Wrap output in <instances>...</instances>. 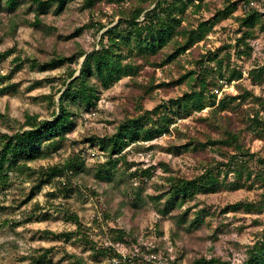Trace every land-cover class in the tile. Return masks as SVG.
<instances>
[{"label":"rangeland","instance_id":"obj_1","mask_svg":"<svg viewBox=\"0 0 264 264\" xmlns=\"http://www.w3.org/2000/svg\"><path fill=\"white\" fill-rule=\"evenodd\" d=\"M229 2L232 1L204 0L203 7L198 12H193V6L190 5L182 25L195 27L199 20L212 17ZM132 6L130 0L120 4L103 1L94 10H89L83 8L82 0H75L60 14L55 13L54 7L41 13L42 24L39 26L28 24L27 20L33 21L34 13L28 12L27 5H22L14 13L0 12V52L14 49L10 56L0 59V111L7 115V118H0V130L10 131L13 127H18L17 121H24L27 113L38 114L40 119H51L53 112L58 110V105L52 102L51 97H55L57 101L59 91L65 88L63 81L68 76L66 66L46 71L33 70L28 64L17 68L13 61L15 57H34L42 61L57 54L78 52L79 48L87 51L98 48L101 34L106 28L97 31V26L93 24L101 21L106 27L113 26L120 20L118 10ZM153 6L154 4L149 9ZM236 17L234 14L216 25L204 40L179 57V63L176 61L158 67L146 65L135 80L126 77L110 89L104 90L95 108L78 115L76 127L66 135L58 151L47 158L29 163L33 170L41 171L49 165L62 164L74 154L84 152L86 172L55 178L52 183L37 190L31 199L28 196L34 190L37 175L29 172L23 175L13 174L12 183L0 191V264H39L37 259L46 249H51V252L46 261L40 264H68L74 259V254L83 257L85 264H109L120 259H136L134 264H191L202 255L208 258L220 256L233 264L243 261L247 247L255 242L264 229V213H246L242 210L224 212V209L230 203L258 199L262 189L229 191L221 188L213 193H200L194 200L187 202L182 210L164 216L158 212L155 201L150 196L165 188L163 178L166 173L160 162L170 163L176 174L193 176L202 171V165L209 158L221 159L212 148L192 154L175 147L187 141L191 135L203 138L209 127L199 117L207 116L216 106L194 112L185 118H177L169 132L151 142L130 145L126 151L127 158L129 162L135 161V164L129 170L125 162L120 163L111 183L96 180L94 172L106 160V155L98 146L92 147L85 139L91 135L104 136L114 132L125 116L135 115L136 95L145 94L142 84L150 81L151 75L154 77L153 92L145 94V109L153 110L161 103L183 95L190 89V85L186 81L180 84H174V81L185 71L197 68L196 60L202 54L208 56L218 52L225 58V66L230 62L231 65L241 67L244 71L242 84L254 94L264 96V85H254L248 78V71L254 67L258 58L241 57L238 54L237 41L241 32ZM143 18L144 13L140 21ZM80 26L84 27L80 35L69 36ZM64 36L69 38L65 39ZM257 40L263 52V31H259ZM228 53L230 59L226 58ZM258 57L263 59V55ZM210 63L215 65L214 62ZM79 66L78 63L72 64L73 68ZM221 82L222 87L213 90L218 93V99L226 93H238L236 81L228 83L222 79ZM46 95L50 98L46 99ZM223 114L232 115L227 111ZM213 135L217 134L214 132ZM248 146L252 151L264 155L262 140L248 142ZM146 158L151 165H148ZM141 165L156 166L152 177L145 182L131 175ZM107 190L110 191L109 194H106ZM138 191L141 199L137 197ZM112 195L114 199H110ZM106 199H110L108 204ZM123 200H126V204L120 206ZM194 204L190 219L194 218L195 211L204 208L207 211L204 223L197 228L177 224L173 219L174 215ZM119 207L122 213L117 216ZM73 213L89 228L87 231L94 241L105 247H114L121 257L97 259L90 246L60 236L59 233L76 230V223L69 218ZM255 219L260 221L256 222ZM125 225L134 228L138 241L131 245L112 243L108 228Z\"/></svg>","mask_w":264,"mask_h":264},{"label":"trees","instance_id":"obj_2","mask_svg":"<svg viewBox=\"0 0 264 264\" xmlns=\"http://www.w3.org/2000/svg\"><path fill=\"white\" fill-rule=\"evenodd\" d=\"M75 0H0V12H16L22 5H27L28 12L34 13L33 21H28L31 26L42 24L41 13L48 12L52 7L56 14L63 12L68 4ZM120 4L125 0H82L83 8L94 10L103 2ZM133 6L129 9H119L120 20L117 24L106 27L97 21V31L105 29L99 40L98 48L90 51L79 48L69 55L57 54L46 60L34 57L26 59L17 56L13 59L15 67L28 64L31 69L39 71L54 70L66 66L67 78L63 81L64 89L52 102L58 105V110L53 112L51 119H40L38 114L27 113L24 121H17L18 127L10 131L0 130V191L5 190L11 183L13 174L23 175L27 172L36 174L37 181L34 190L28 199L33 198L37 190L44 185L52 183L61 176H76L87 170L85 153L74 154L62 164L49 165L41 171H35L29 165L37 159L49 157L60 149L66 135L76 127V118L80 113L91 111L98 105L104 90L110 89L116 82L129 77L135 80L146 65L158 67L173 62L179 63V57L186 53L193 45L204 40L206 36L223 20L234 15L237 10L236 3L229 2L224 8L218 9L208 19L199 20L195 27L182 25L186 19V10L192 5L193 12H198L204 0H130ZM154 6L149 9L151 5ZM144 18L140 21L142 14ZM241 37L237 41L238 54L253 56L251 41L257 39L259 31L264 32V18L258 11L252 10L247 14L238 15ZM83 26L77 27L71 37L80 35ZM69 36H64L65 39ZM61 38L62 35H59ZM14 49L0 52V59L10 56ZM84 57V60H82ZM230 59V54H227ZM141 61L140 63L138 61ZM208 62V63H207ZM214 62L215 65H211ZM78 63L79 68L72 64ZM197 68L185 71L174 84L187 82L190 89L183 95L163 102L153 110L144 108L145 94L153 92L154 77L142 84L145 94L136 95V114L125 116L115 127V131L104 136L91 135L86 137V142L92 147H97L106 155V160L97 166L94 176L98 181L111 183L120 163L125 162L131 170L135 161L129 162L127 148L134 144L151 142L160 135L169 132L177 118H185L194 112H200L207 107H213L207 116L199 119L208 125L203 138L199 135L191 137L175 147L184 152L198 154L212 148L220 156L209 158L201 167L202 171L193 176L180 175L174 172L170 163L160 162L164 176V189L150 195L155 201V206L161 215H168L176 210H182L187 202L192 201L200 193H213L225 188L229 191L240 189L260 188V197L255 200L238 201L226 205L224 212L244 211L246 213H264V155L252 151L248 142L259 139L264 143V96L256 95L249 91L243 84L244 71L236 65L225 66V58L218 52L202 54L196 60ZM248 78L254 85H264V63L255 64L248 71ZM228 83L236 81L238 93L224 94L220 99L213 90L222 87L221 80ZM165 84V83H162ZM46 99L50 96L46 95ZM249 103V104H247ZM247 104V107L245 105ZM231 114H223V112ZM0 111V118H7ZM217 135H213V133ZM207 158V159H208ZM156 166L136 167L131 175L141 178L145 182L152 177ZM137 192V191H135ZM110 191L107 190L106 194ZM141 199L140 191L137 193ZM110 199H114L112 195ZM110 199H106L108 204ZM126 204L121 201L120 206ZM184 212L174 215L177 224H188L190 228H197L204 223L206 209L195 211V216L190 219L192 207ZM1 209V207H0ZM109 211H112L110 209ZM122 213L121 207L117 208V216ZM76 223L75 231L59 233L66 240L81 241L85 246H90L95 258L114 256L121 257L114 247L99 245L89 235L86 225L82 223L76 213L69 217ZM259 222V219H255ZM112 243L131 245L138 241L134 235V228L126 225L122 227H109ZM52 232V231H51ZM51 249H46L37 259V263H44ZM72 261L85 264L83 257L73 255ZM122 260V261H121ZM136 259H120L109 264H134ZM191 264H233L220 256H200ZM237 264H264V229L252 245L247 247L246 257Z\"/></svg>","mask_w":264,"mask_h":264},{"label":"built area","instance_id":"obj_3","mask_svg":"<svg viewBox=\"0 0 264 264\" xmlns=\"http://www.w3.org/2000/svg\"><path fill=\"white\" fill-rule=\"evenodd\" d=\"M233 3H236L237 10L235 11V15L238 16V12L240 15L247 14L252 10L258 11L262 14L264 18V0H231ZM259 41L257 39H254L251 41V45L253 46V57L258 58V61H256V64H263L264 63V51L261 52L262 46L259 45ZM261 53V54H260ZM258 55H263V59L259 58ZM141 154V153H140ZM146 162H148V165H151L149 163L148 158H146Z\"/></svg>","mask_w":264,"mask_h":264},{"label":"water","instance_id":"obj_4","mask_svg":"<svg viewBox=\"0 0 264 264\" xmlns=\"http://www.w3.org/2000/svg\"><path fill=\"white\" fill-rule=\"evenodd\" d=\"M82 60H84V57H83V59Z\"/></svg>","mask_w":264,"mask_h":264}]
</instances>
